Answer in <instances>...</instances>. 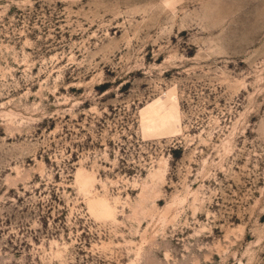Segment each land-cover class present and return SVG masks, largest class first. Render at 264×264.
<instances>
[{
  "label": "rangeland",
  "instance_id": "374dc122",
  "mask_svg": "<svg viewBox=\"0 0 264 264\" xmlns=\"http://www.w3.org/2000/svg\"><path fill=\"white\" fill-rule=\"evenodd\" d=\"M0 264H264V0H0Z\"/></svg>",
  "mask_w": 264,
  "mask_h": 264
}]
</instances>
